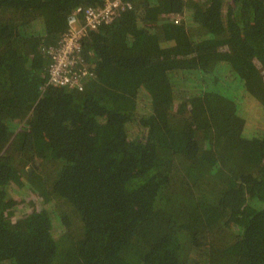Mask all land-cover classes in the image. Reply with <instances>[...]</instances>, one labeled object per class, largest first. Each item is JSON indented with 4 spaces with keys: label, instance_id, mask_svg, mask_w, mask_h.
Returning <instances> with one entry per match:
<instances>
[{
    "label": "trees",
    "instance_id": "trees-1",
    "mask_svg": "<svg viewBox=\"0 0 264 264\" xmlns=\"http://www.w3.org/2000/svg\"><path fill=\"white\" fill-rule=\"evenodd\" d=\"M103 1L0 0V264H264V0H130L48 84Z\"/></svg>",
    "mask_w": 264,
    "mask_h": 264
},
{
    "label": "built area",
    "instance_id": "built-area-1",
    "mask_svg": "<svg viewBox=\"0 0 264 264\" xmlns=\"http://www.w3.org/2000/svg\"><path fill=\"white\" fill-rule=\"evenodd\" d=\"M130 0H104L98 7H77L68 16V29L63 33L58 45L50 51L49 66L52 86H79V72L85 74L86 69L78 66L81 40L87 32H98L101 27L112 22L117 15L130 9Z\"/></svg>",
    "mask_w": 264,
    "mask_h": 264
},
{
    "label": "water",
    "instance_id": "water-1",
    "mask_svg": "<svg viewBox=\"0 0 264 264\" xmlns=\"http://www.w3.org/2000/svg\"><path fill=\"white\" fill-rule=\"evenodd\" d=\"M27 170L30 171V168H28Z\"/></svg>",
    "mask_w": 264,
    "mask_h": 264
}]
</instances>
